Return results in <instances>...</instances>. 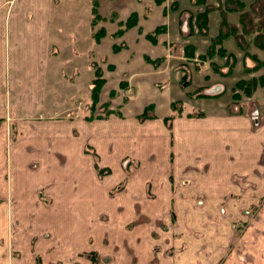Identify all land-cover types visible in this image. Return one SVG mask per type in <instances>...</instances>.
Segmentation results:
<instances>
[{
	"label": "rangeland",
	"instance_id": "374dc122",
	"mask_svg": "<svg viewBox=\"0 0 264 264\" xmlns=\"http://www.w3.org/2000/svg\"><path fill=\"white\" fill-rule=\"evenodd\" d=\"M86 1L90 5L91 18L84 17V1L81 2L79 15L84 25H77L81 28L76 33L64 35L68 44L63 48V54L68 57L69 51H76L75 56L68 58L75 74L65 71L72 75L67 74L59 81V96L49 105L54 109L60 107V113H40L34 117L63 120L65 125L57 121L51 129H43L39 123L31 122L32 117L30 124L33 127L24 130L16 127L7 131L6 156L12 148V151L18 149L17 154L23 158L17 157L12 162L7 160L4 171L6 181H11L13 186V193H8L13 206L12 219L7 225L9 242L12 241L13 245L10 252L12 264H252L253 235L264 233V207L260 203L250 204L245 194L246 188L250 187L248 181L237 177L241 191L216 193L215 187L208 182L212 178L205 181L207 184L197 178L199 173L195 164L178 170L172 156L168 164V143L157 144L155 150L145 143L149 137L143 131L144 127L134 121L152 120L155 117L152 113L154 103L144 98L137 102L138 108L144 106L138 115L134 118L126 115L133 113L129 108L132 90L128 83L110 77L107 85L115 84V89H106L107 92L101 94L106 80L94 51H89V43H97L105 35L104 29L97 28L98 23L115 22L117 28L110 36L118 38L137 24V14L132 12L121 20H117L115 14L105 17L98 12L101 0ZM137 1L140 4L147 2ZM161 1L154 0L156 3ZM259 5H263V11L259 12L264 17V0H254L252 9ZM105 7L108 9L107 5ZM145 7L146 12L150 10L147 4ZM128 21L131 24L124 29ZM156 27L162 30L154 33ZM155 28L143 34L153 44L165 31L163 25ZM118 29L124 30L116 35ZM263 35L264 31L259 35L262 43L255 44L262 46L264 52ZM221 37L214 41H220ZM71 40H76V44ZM123 45L113 44V53ZM141 57L154 67L165 58H151L148 54ZM252 61V72L264 68V61L257 55ZM89 62L93 73L91 80L100 82L96 100L94 94L97 91L91 93L94 84L91 82L90 88L88 85L91 69L86 64ZM178 69L182 70L180 83L186 80L189 84V69L182 65ZM260 73L250 79L236 80L230 97L221 96V105L229 106L230 111L235 105L239 107L235 112L249 110L254 117L257 116L255 112L260 109L261 101L264 102V72ZM242 82L243 89L239 86ZM249 82L252 84L247 85ZM157 83L153 85L161 90L163 84ZM54 84H50L53 89ZM259 88L263 91L256 94ZM202 89L199 87L188 93L186 104L174 101L172 115L163 117L167 132L172 116L191 117L204 113L197 106L199 101L217 93L205 94ZM51 90L48 86V92ZM72 120L76 124L75 121H86L93 142L85 144L81 152L78 144L73 145L77 153L69 152L72 148L66 140L54 141L53 138L54 132L62 138L69 137V143L85 138L86 131L79 125L69 129ZM110 120L118 123L110 124L103 131L109 134L111 152H99L98 148H102L100 132ZM131 137L133 140L128 142ZM44 138H53V142L46 141L43 145ZM136 138L143 142L139 143ZM55 142L60 145L59 149ZM22 147L24 149L19 153ZM89 154L86 161L84 156ZM89 163L91 171L84 168L77 175L79 168L75 166L89 168ZM199 172L203 174L204 171L199 169ZM23 183L26 186H21Z\"/></svg>",
	"mask_w": 264,
	"mask_h": 264
},
{
	"label": "crops",
	"instance_id": "0c3cea01",
	"mask_svg": "<svg viewBox=\"0 0 264 264\" xmlns=\"http://www.w3.org/2000/svg\"><path fill=\"white\" fill-rule=\"evenodd\" d=\"M83 1L84 17L91 18L90 5L86 0H0V264H12L10 252L13 247L7 234L13 208L8 193H13V186L11 181L5 179V163L19 157L18 149L12 151V148L6 156L5 146L9 139L7 131L16 127L24 130L32 126V117L31 122L39 123L43 129H51L58 122H66L34 117L40 113H60V107L54 109L49 105L59 96V81L67 74H75L68 58L75 56L76 51H69L68 57L63 54V48L68 44L64 35L76 33L81 28L77 25H84L79 15ZM146 1L140 4L137 0H101L98 12L105 17L115 14L117 20H121L132 12L137 14V24L118 38L110 36L117 28L115 22L97 24V28L104 29L105 35L97 43L90 42L89 51H94L102 77L106 80L101 94L109 88L115 89V84L110 87L107 85L110 77L117 82L126 81L132 90L129 108L133 109V113L127 111L130 114L126 115L133 118L138 115L144 106L139 105L138 108L137 102L144 98L154 103L152 113L155 117L152 120L134 121L139 127H144L142 130L149 137L144 141L151 145L152 150L168 143V164L171 156L178 170L195 164L199 173L197 178L202 182L212 178L208 182L215 187L216 193L241 191L236 178H245L250 185L245 191L250 204L260 203L264 207V102L261 101L262 105L255 112V117L249 110L235 112L238 106L233 105L235 109L230 111L229 106L221 105V96L224 94L230 97V90L236 80L250 79L264 72V68L255 72L251 70L253 57L257 55L264 61L262 46L255 44L262 43L259 23L255 22L258 17L254 13L249 15L254 0ZM145 4L150 9L147 12ZM157 25H163L165 31L156 37L153 44L143 34ZM220 35L221 40L214 41ZM71 43L76 44V40H71ZM121 43L124 44L123 48L114 54L112 45ZM143 54L151 58H165L154 67L142 59ZM180 65L189 69V84L186 80L180 83ZM86 66L91 69L88 81L90 88L92 65L89 62ZM68 70L71 73L66 74ZM157 82L163 84L161 90L153 85ZM51 83H55L54 89ZM48 86L52 89L49 92ZM199 87H203L202 92L205 94H217L204 97L199 103L196 101L204 112L201 116H172L167 132L163 117L172 115L170 103L181 101L186 104L188 93H193ZM261 90L257 89L256 94ZM71 122L69 129L79 125L86 131L85 138L78 139L77 143H69V137L62 138L56 132L53 138L54 141L66 140L67 145H71L72 150L68 149L71 153H77L73 145L78 144L81 152L85 144H93L91 133L86 121H75L77 124L73 120ZM109 122H105L107 124L102 131L100 129L102 148L98 146L99 152H111L109 134L103 131L110 124L118 123L113 120ZM119 126L124 124L119 123ZM69 135H72L70 131ZM53 138H44L46 140H43V145L46 141L51 144ZM132 140L131 137L128 142ZM118 142L120 144V140ZM56 146L60 148V145ZM23 149L20 148L19 153ZM89 157L90 154L84 156V159ZM80 166H75L79 168L77 175L84 168L91 171V165L89 168ZM199 169L204 171L203 174H200ZM232 178L235 180H230ZM253 239L252 264H264V233L253 235Z\"/></svg>",
	"mask_w": 264,
	"mask_h": 264
},
{
	"label": "trees",
	"instance_id": "16d2710c",
	"mask_svg": "<svg viewBox=\"0 0 264 264\" xmlns=\"http://www.w3.org/2000/svg\"><path fill=\"white\" fill-rule=\"evenodd\" d=\"M259 11H263V5H259V7H254L251 11H250V13H249V15H251V13H254V15H256L257 17H258V23H259V26H260V28H261V33H262V31H264V30H262V28L264 29V17L263 16H261V14H260V12ZM249 18H250V16H249ZM130 21H128L127 23H125L124 24V29L125 28H128L129 26H130ZM261 25H262V27H261ZM124 29H118L117 30V32L115 33L116 35L117 34H120V33H122L123 32V30ZM162 30V28H158V27H156L155 29H154V33H157V32H159V31H161ZM261 33H259V35H261ZM149 36V35H148ZM154 36H155V34L151 37V39H154ZM264 36V35H263ZM116 47V49H118V46H115ZM120 48V47H119ZM99 73V72H98ZM97 76H99V75H97ZM99 81H98V79H96L94 82L92 81V84H94L93 85V88H92V90H91V93H92V91H93V93H95V91H97V93L96 94H94V99L96 100V98H97V94H98V90H97V86L99 85ZM243 82L242 83H239V86L243 89L244 88V86H243ZM246 84V83H245ZM252 83L251 82H249L247 85H251ZM99 87H100V85H99ZM174 102H171L170 103V108L173 110V109H175L174 108ZM144 114V113H143ZM169 117V116H168Z\"/></svg>",
	"mask_w": 264,
	"mask_h": 264
}]
</instances>
